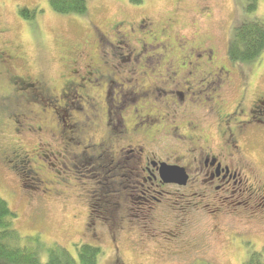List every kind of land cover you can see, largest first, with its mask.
<instances>
[{"label":"flooded vegetation","instance_id":"flooded-vegetation-1","mask_svg":"<svg viewBox=\"0 0 264 264\" xmlns=\"http://www.w3.org/2000/svg\"><path fill=\"white\" fill-rule=\"evenodd\" d=\"M136 14L68 45L56 88L16 72L23 59L0 47V132L6 123L20 138L0 147V164L24 172L44 202L74 201L79 240L107 244L111 264H125V251L184 259L213 238L263 264L264 91L247 97L217 43L192 47L198 33ZM235 78L242 90L228 105Z\"/></svg>","mask_w":264,"mask_h":264},{"label":"rangeland","instance_id":"rangeland-1","mask_svg":"<svg viewBox=\"0 0 264 264\" xmlns=\"http://www.w3.org/2000/svg\"><path fill=\"white\" fill-rule=\"evenodd\" d=\"M86 4V13L78 16L54 13L49 6V0H0V47H7L24 62V68L16 67L15 71L26 73L32 78L39 77L49 86L56 88L60 75L66 73V66L64 67L61 59L65 58L68 45L94 42L95 28L105 33L112 23L124 19L135 20L137 10H141L157 23L170 18L177 23V29H181L183 34L190 37L198 33V38L190 42L192 47H196L193 43H217L224 53L236 24L255 18L264 19V0H259L258 9L253 14L244 13V2L241 0H143L137 7L130 6L127 0H86ZM18 8L37 9L38 12L34 20L26 21L18 14ZM238 68L247 79V97L259 90L264 91V53L252 63L238 64ZM4 88L5 85L0 80V97L4 95ZM241 90L242 81L235 78L228 93V105L239 96ZM3 106L0 105V108ZM0 133V147L19 144L20 138L12 134V128L5 126ZM32 145L21 144V147L28 153ZM260 153L257 154L260 156ZM257 154H251V157L257 159ZM15 174L0 165V197L17 216L15 229L22 237L38 235L45 245L57 244L75 256L73 242L80 238L79 220L82 218V212L75 202L60 198L51 200L48 205L40 199V202L36 199L30 203L25 194V179ZM44 174L49 175L47 172ZM168 228H172V224L162 229ZM191 229V235L195 236L193 229H198L194 216L192 222L190 220L188 231ZM255 240L262 242L258 235H255ZM102 246L105 254L98 264H111L110 249L107 244ZM196 250L205 251L167 263L153 259L154 256L142 257L127 251L124 252L123 259L125 264H179L193 259L208 261L211 264H243L250 256H244V253L235 247L222 245L217 238L209 241L207 250ZM40 257L42 261L45 260V250L40 251ZM261 261L264 264V253L261 255Z\"/></svg>","mask_w":264,"mask_h":264},{"label":"trees","instance_id":"trees-1","mask_svg":"<svg viewBox=\"0 0 264 264\" xmlns=\"http://www.w3.org/2000/svg\"><path fill=\"white\" fill-rule=\"evenodd\" d=\"M142 1L143 0H127L128 4L132 7L140 6ZM241 1L244 2L243 11L245 14H253L257 11L259 0ZM49 6L54 13L59 15L80 16L84 15L87 11L86 0H49ZM139 11L141 10H137L136 12ZM17 12L22 19L32 21L35 19L38 11L37 9L30 10L27 8H18ZM165 19L169 18L167 17ZM225 52L228 61L234 65L249 64L258 59L264 53V19L255 18L236 24L233 27L232 35ZM5 84L6 83H4V85ZM4 106L6 107L9 105ZM3 107L0 108V110L3 109ZM1 116H3V114L0 115V121L3 119ZM34 122H36L35 124L37 125V121ZM5 126L7 128L8 125H6V123L4 125L2 124V130ZM5 148L7 149V147ZM0 165L6 170L14 173V168H12L13 171H11L9 168L5 167V165ZM20 172L21 173H18V175L22 176L27 183L28 180H26L24 176L25 173L22 171ZM47 173L49 175L44 174L45 178H54V174L50 175V172ZM27 186H29L28 183ZM25 192L30 203L36 199H40L44 202L43 199L37 198L38 193L32 191L31 188H25ZM50 201L44 204L48 205ZM16 219L17 216L14 210H12L7 202L0 197V264H98L102 255L105 254L102 248L79 239L77 242H73V248L75 249V256H73L65 248L57 244H52L50 246L45 245L41 242L38 235L22 237L14 227ZM41 250H45L46 253L44 261H42L40 257ZM199 264L211 263L208 261H200Z\"/></svg>","mask_w":264,"mask_h":264},{"label":"water","instance_id":"water-1","mask_svg":"<svg viewBox=\"0 0 264 264\" xmlns=\"http://www.w3.org/2000/svg\"><path fill=\"white\" fill-rule=\"evenodd\" d=\"M171 173H172V172H170V171H168V170L163 171V175H164V176H170V175H172Z\"/></svg>","mask_w":264,"mask_h":264}]
</instances>
